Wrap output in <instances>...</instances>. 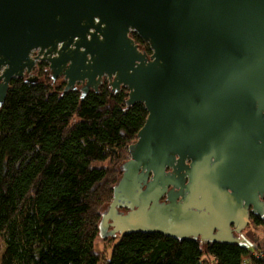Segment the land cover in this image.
<instances>
[{
    "label": "water",
    "instance_id": "water-1",
    "mask_svg": "<svg viewBox=\"0 0 264 264\" xmlns=\"http://www.w3.org/2000/svg\"><path fill=\"white\" fill-rule=\"evenodd\" d=\"M42 61L63 92L80 84L84 97L106 80L147 111L102 238L249 247L237 234L264 216V0H0V106Z\"/></svg>",
    "mask_w": 264,
    "mask_h": 264
},
{
    "label": "trees",
    "instance_id": "trees-1",
    "mask_svg": "<svg viewBox=\"0 0 264 264\" xmlns=\"http://www.w3.org/2000/svg\"><path fill=\"white\" fill-rule=\"evenodd\" d=\"M35 73L34 82L13 78L0 106V264H264V248L252 243L155 232L105 237L116 238L111 254L98 251L102 210L147 111L128 106V89L113 92L106 80L81 97L80 84L63 92L65 81L52 80L47 62ZM250 220L264 232V216Z\"/></svg>",
    "mask_w": 264,
    "mask_h": 264
},
{
    "label": "rangeland",
    "instance_id": "rangeland-1",
    "mask_svg": "<svg viewBox=\"0 0 264 264\" xmlns=\"http://www.w3.org/2000/svg\"><path fill=\"white\" fill-rule=\"evenodd\" d=\"M33 73H35V70L33 71ZM108 206V205H107ZM107 206H105L102 210V212H104L107 208ZM243 231H245V235L249 238V241H251L253 248H264V232L262 230V228L258 227L253 229L251 227V225L246 226ZM112 238H98L95 242V248L98 251H103L104 253H106V256H110L111 254V250H112V242L116 241V238L113 239ZM2 246L0 247V256H1V252H2Z\"/></svg>",
    "mask_w": 264,
    "mask_h": 264
},
{
    "label": "flooded vegetation",
    "instance_id": "flooded-vegetation-1",
    "mask_svg": "<svg viewBox=\"0 0 264 264\" xmlns=\"http://www.w3.org/2000/svg\"><path fill=\"white\" fill-rule=\"evenodd\" d=\"M36 54V52H34L33 53V55H35ZM34 70H36V69H34ZM34 74H36V73H34ZM60 78H62V77H60ZM81 86V85H80ZM161 201H165V196H163L162 198H161ZM108 210V206H107V208H106V210L103 212V213H106V211ZM127 209H125V208H119L118 209V213L119 214H126L127 213ZM111 222V220H109V223ZM250 224H251V222H250ZM249 224V225H250ZM113 227L112 226H108V230L107 231H110L111 229H112ZM245 231H243L242 230V232L240 233V234H237L240 238H241V236H243V237H245L246 239H247V241H249V238L245 235ZM116 235H118V234H116ZM249 243L251 244V241H249Z\"/></svg>",
    "mask_w": 264,
    "mask_h": 264
}]
</instances>
